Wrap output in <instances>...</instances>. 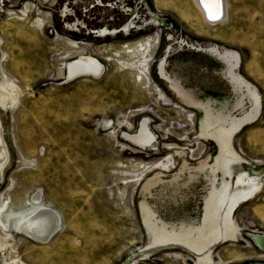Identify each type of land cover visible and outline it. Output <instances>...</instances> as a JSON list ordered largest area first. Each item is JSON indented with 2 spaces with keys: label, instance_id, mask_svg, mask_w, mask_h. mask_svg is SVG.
Segmentation results:
<instances>
[{
  "label": "rangeland",
  "instance_id": "rangeland-1",
  "mask_svg": "<svg viewBox=\"0 0 264 264\" xmlns=\"http://www.w3.org/2000/svg\"><path fill=\"white\" fill-rule=\"evenodd\" d=\"M226 2L0 0V264H264V0Z\"/></svg>",
  "mask_w": 264,
  "mask_h": 264
},
{
  "label": "bare ground",
  "instance_id": "bare-ground-1",
  "mask_svg": "<svg viewBox=\"0 0 264 264\" xmlns=\"http://www.w3.org/2000/svg\"><path fill=\"white\" fill-rule=\"evenodd\" d=\"M194 1L206 23L212 26H217L226 20L227 12L225 13V3L223 0ZM102 71L103 68L98 65L96 61H93L91 59L87 60V62L85 60L78 61L76 64L70 66L71 73L69 78H73L79 75H93L98 77L101 75ZM148 132L149 131H147L146 127H142L140 135L138 137L139 139L137 138L138 142L143 144L151 143L153 138ZM33 201L35 204L38 203L39 197L36 196ZM59 226L60 221L56 214L49 210H41L35 217L24 222L20 227V231L28 236L33 237L34 239L39 240L40 242H46L57 233V231L59 230ZM254 240L261 248V250H264V237H256L254 238Z\"/></svg>",
  "mask_w": 264,
  "mask_h": 264
},
{
  "label": "crops",
  "instance_id": "crops-1",
  "mask_svg": "<svg viewBox=\"0 0 264 264\" xmlns=\"http://www.w3.org/2000/svg\"><path fill=\"white\" fill-rule=\"evenodd\" d=\"M224 1V3H225V13H226V17H227V19H228V4H227V2H226V0H223ZM226 6H227V8H226ZM204 19V18H203ZM227 19H226V21H227ZM205 21V20H204ZM206 22V21H205ZM210 25V24H209Z\"/></svg>",
  "mask_w": 264,
  "mask_h": 264
},
{
  "label": "water",
  "instance_id": "water-1",
  "mask_svg": "<svg viewBox=\"0 0 264 264\" xmlns=\"http://www.w3.org/2000/svg\"><path fill=\"white\" fill-rule=\"evenodd\" d=\"M264 172V169L260 170L257 174H262Z\"/></svg>",
  "mask_w": 264,
  "mask_h": 264
},
{
  "label": "flooded vegetation",
  "instance_id": "flooded-vegetation-1",
  "mask_svg": "<svg viewBox=\"0 0 264 264\" xmlns=\"http://www.w3.org/2000/svg\"><path fill=\"white\" fill-rule=\"evenodd\" d=\"M86 61L87 62V60H89V59H81V60H79V61ZM93 61H95V60H93ZM98 64V63H97ZM99 65V64H98Z\"/></svg>",
  "mask_w": 264,
  "mask_h": 264
},
{
  "label": "snow or ice",
  "instance_id": "snow-or-ice-1",
  "mask_svg": "<svg viewBox=\"0 0 264 264\" xmlns=\"http://www.w3.org/2000/svg\"><path fill=\"white\" fill-rule=\"evenodd\" d=\"M213 18H215V17H213Z\"/></svg>",
  "mask_w": 264,
  "mask_h": 264
}]
</instances>
